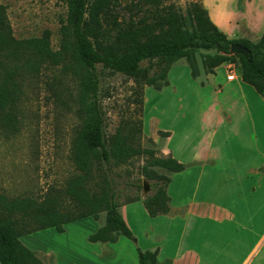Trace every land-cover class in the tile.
Wrapping results in <instances>:
<instances>
[{
  "label": "crops",
  "instance_id": "obj_1",
  "mask_svg": "<svg viewBox=\"0 0 264 264\" xmlns=\"http://www.w3.org/2000/svg\"><path fill=\"white\" fill-rule=\"evenodd\" d=\"M199 1L228 39L255 40L264 32V0ZM184 66L170 68L160 89L143 88V133L185 165L168 174V211L151 216L142 198L125 201L118 211L131 238L91 242L100 224L87 216L97 228L83 232L81 243L30 244L32 236L52 238L44 228L20 236L25 246L52 253L54 264H139L137 248L156 250V264L256 261L264 248V96L237 74L228 79L217 69L193 77ZM70 222L62 232L48 228L61 240Z\"/></svg>",
  "mask_w": 264,
  "mask_h": 264
},
{
  "label": "rangeland",
  "instance_id": "obj_2",
  "mask_svg": "<svg viewBox=\"0 0 264 264\" xmlns=\"http://www.w3.org/2000/svg\"><path fill=\"white\" fill-rule=\"evenodd\" d=\"M190 1L200 2L139 0L141 10L129 11L126 6L129 0H118L115 7L101 15L103 28H114L112 21L115 17L118 22L128 17H146L150 20L152 13L165 4H173L184 11ZM257 1L252 0L251 3L254 5ZM0 4L4 7L10 36L15 41L48 36V56L32 53L24 59L14 60L0 54V195L8 200L26 199L36 204L54 198L62 206V213L76 215L88 210L95 198L93 195H99L107 185L113 188L120 205L136 197L144 199L147 194L153 193L155 188L152 185H148V190L143 193L140 187L142 179L151 184L160 182L155 177L168 176L169 172L155 163L156 159L166 157L161 153V142H155L143 133L142 105L137 99L140 94L138 90L143 91L146 84L138 83L137 78L120 71L102 72L101 105L107 146L111 148L113 139L122 133L128 137L129 148L126 154L112 157L108 165L100 156L94 155L89 156L86 164L80 165L75 160V154L80 146L77 131L82 115L78 112L83 107L80 81L84 71L68 52L65 55L62 50L63 39H70L66 1L0 0ZM64 32H67L66 35ZM261 36L250 40L256 43L257 59L264 57ZM217 53L214 47L189 51L171 64H177L171 68V73L183 70L184 64L189 68V59L192 58L197 76L217 69L240 76L238 52H230L228 58L217 66L205 67V56ZM164 66L162 62L153 65L150 75L155 83L162 82L158 73ZM145 175L151 178L146 179ZM85 195L88 204L83 200ZM127 215L132 222V214L128 211ZM94 220L100 226L104 225L106 211H99ZM91 221L92 218H86L83 222L71 221L66 225L68 233L61 240L55 239L58 238L55 229L46 228L43 233L51 234L52 238L43 240L32 236L28 242L54 246L57 243L78 244L83 232L97 228H92ZM29 225L35 224L29 221ZM70 229L75 230L71 232ZM34 252L43 264H54L52 253ZM253 264H264V248Z\"/></svg>",
  "mask_w": 264,
  "mask_h": 264
},
{
  "label": "trees",
  "instance_id": "obj_3",
  "mask_svg": "<svg viewBox=\"0 0 264 264\" xmlns=\"http://www.w3.org/2000/svg\"><path fill=\"white\" fill-rule=\"evenodd\" d=\"M68 8L67 27L70 39L62 41V50L69 53L82 73L83 107L78 112L82 115L78 127L80 146L75 160L80 165L86 164L90 155H94L108 165L111 158L118 154H126L128 143L125 135L117 134L109 148L105 138V120L101 105V76L104 70L123 72L134 77L138 83L152 85L156 89L167 85V73L171 64L189 51L199 48L214 47L218 53L205 56L203 64L211 68L221 64L230 54L232 43L240 44L249 52V57L237 53L240 58V76L243 81L251 84L264 96V57L256 58V43L246 38L228 39L210 20L206 9L198 1H190L184 11L173 4H165L152 13L150 20L146 17L113 19L114 28H103L102 14L115 7L118 0H65ZM139 0H129L126 5L129 11L141 10ZM150 1V0H147ZM120 15L118 11H114ZM67 32H64L66 35ZM261 40L264 41V32ZM260 42V41H259ZM34 53L37 56H48V36L23 41H15L9 32V25L0 4V54L14 60H21ZM263 54V53H262ZM261 54V55H262ZM165 63L158 73L161 83H155L150 71L153 65ZM2 63V62H1ZM190 73L198 75L193 59H189ZM138 96L142 105L143 91ZM1 103V99H0ZM165 134V133H163ZM167 171L177 172L185 165L172 156L155 160ZM150 179V175H145ZM154 191L147 194L143 204L149 215L166 213L169 209V197L166 186L169 176L155 177ZM142 188V183L141 186ZM90 197V196H89ZM90 202V208L76 215L62 213V206L56 199L38 204L26 199H6L0 195V264H43L35 252L25 246L19 239L24 234L54 227L57 231L64 230L67 222L91 216L98 217V212L106 211L104 225L88 236L91 242L115 241L118 235L132 237V232L118 211L119 203L110 185L102 188L99 195ZM87 195L83 197L88 204ZM139 197L130 199L134 201ZM33 221L35 225H29ZM139 264H156L157 251H142L137 248Z\"/></svg>",
  "mask_w": 264,
  "mask_h": 264
},
{
  "label": "water",
  "instance_id": "obj_4",
  "mask_svg": "<svg viewBox=\"0 0 264 264\" xmlns=\"http://www.w3.org/2000/svg\"><path fill=\"white\" fill-rule=\"evenodd\" d=\"M230 52L242 53V54L246 55L247 57H249V52L247 51V49L242 47L240 44H237V43H232L230 45ZM147 190H148V183L146 182V180L142 179V191H143V193H146Z\"/></svg>",
  "mask_w": 264,
  "mask_h": 264
},
{
  "label": "built area",
  "instance_id": "obj_5",
  "mask_svg": "<svg viewBox=\"0 0 264 264\" xmlns=\"http://www.w3.org/2000/svg\"><path fill=\"white\" fill-rule=\"evenodd\" d=\"M233 76H234V73H228L227 78H228V79H232Z\"/></svg>",
  "mask_w": 264,
  "mask_h": 264
}]
</instances>
